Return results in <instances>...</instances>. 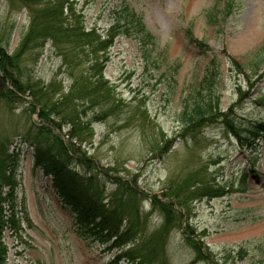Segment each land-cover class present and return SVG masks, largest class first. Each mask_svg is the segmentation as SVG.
Segmentation results:
<instances>
[{"label": "rangeland", "instance_id": "obj_1", "mask_svg": "<svg viewBox=\"0 0 264 264\" xmlns=\"http://www.w3.org/2000/svg\"><path fill=\"white\" fill-rule=\"evenodd\" d=\"M69 2L75 23L86 31L95 28L98 35L111 23L109 11L127 4L164 54L159 70L148 71L129 39L116 37L109 49L97 53V58H108L102 76L114 109L104 120L90 122L89 137L81 145L93 168L70 161L80 174L89 172L103 203L131 220L137 232L133 252L142 260L118 259L115 264L264 262V138L247 147L218 124L193 139L178 136L181 100L212 67L221 81V111L237 103L231 113L243 129L264 120L259 103L264 100V67L253 75L248 68L241 72L233 66L247 65L264 46V0ZM23 3L0 0V51L8 55L20 49L28 29L30 15ZM227 5L230 11L223 12ZM19 58L21 80L38 83V88L50 85L55 98L68 92L74 75L85 73L82 66L64 64L50 42L35 40ZM27 95L11 103L0 97V142L7 140L13 155L12 181L17 201L24 199L26 216L19 237L8 231L2 235L7 263L114 264L120 251L91 242L75 213L58 200L51 179L32 168L33 149L22 141L29 128L42 123ZM86 113L88 120L91 113ZM69 128L51 131L46 143L53 145L52 136L59 135L68 144ZM193 186L209 195L217 188L226 194L195 199L190 195ZM175 193L185 211L175 202Z\"/></svg>", "mask_w": 264, "mask_h": 264}, {"label": "trees", "instance_id": "obj_2", "mask_svg": "<svg viewBox=\"0 0 264 264\" xmlns=\"http://www.w3.org/2000/svg\"><path fill=\"white\" fill-rule=\"evenodd\" d=\"M21 1L30 15L28 29L20 49L15 54L8 55L4 50L0 51V97L11 103L21 101V98L28 94V106L33 110L38 109L42 125L29 128L22 141L33 149L32 168L51 179V186L58 200L75 213L77 225L84 230L83 234H86L91 242L105 245L107 250L115 248L117 252L120 251L112 260L114 264L118 259L127 262L135 259L140 261L142 257L133 252L137 232L131 227V220L118 215L109 203H103L98 187L93 184L95 180L88 175L89 172L80 174L70 166V161L75 160L80 166L87 163L93 168L94 164L86 157V152L80 150L81 145L89 137L87 129L90 122L104 120L114 109L110 103L112 96L106 86L107 82L102 76L105 60L108 58H97V53L109 49L116 37L129 39L136 44L141 62L145 67H150L148 71L159 70L158 61L164 54L160 55L155 39L146 30L141 18L127 4H118L109 11L111 23L104 35H98L95 28L86 31L75 23L72 3L69 0H65L64 4L56 0ZM229 11L227 5L223 12ZM35 40L36 43L50 42L60 53L64 64L70 68L83 67L85 76L74 75L66 94L60 93L55 98L50 85L38 88V83L21 80L19 72L16 71L20 53ZM233 66L241 72L248 68L253 75L258 74L264 67V46L250 58L247 65ZM6 83L11 89L6 87ZM220 87L219 73L216 69L213 70V67L212 70L207 69L197 85L181 100L178 136L193 139L195 134L204 128L218 124L241 144L253 147L255 141L264 138V120L247 125L243 129L231 113L233 108L238 106L237 103L226 112L221 111ZM236 90L241 96L238 86ZM259 103L264 107V100L260 99ZM86 112L91 113L88 120ZM65 125L70 127L65 134L68 144L62 143L59 135H53V145H48L44 137L48 138L51 131H60ZM6 142H0V264H8L7 248L2 240L4 231L10 232L14 238L19 237L20 223L26 217L24 199L17 201L16 183L12 181L13 155L8 154L9 144ZM166 194L171 192L167 190ZM225 194L220 188L213 189L212 195L199 186L190 188V195L195 199H210ZM180 196L175 193L173 198L185 211Z\"/></svg>", "mask_w": 264, "mask_h": 264}]
</instances>
